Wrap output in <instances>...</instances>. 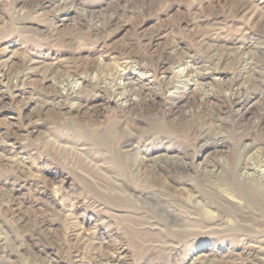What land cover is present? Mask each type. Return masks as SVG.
<instances>
[{"label":"rangeland","instance_id":"374dc122","mask_svg":"<svg viewBox=\"0 0 264 264\" xmlns=\"http://www.w3.org/2000/svg\"><path fill=\"white\" fill-rule=\"evenodd\" d=\"M263 165L264 0H0V264H264Z\"/></svg>","mask_w":264,"mask_h":264},{"label":"bare ground","instance_id":"6f19581e","mask_svg":"<svg viewBox=\"0 0 264 264\" xmlns=\"http://www.w3.org/2000/svg\"><path fill=\"white\" fill-rule=\"evenodd\" d=\"M187 67H181V68H178L177 69V74H180V73H182V71H184L185 69H186ZM81 84H82V80L80 79V78H74L73 80H71L69 83H68V85H62L61 86V89L63 90V91H66L64 94L63 93H61V92H59L57 95L58 96H60V97H63V99L64 98H66V97H68V96H71V95H75L76 93H78L80 90H81V88H82V86H81ZM61 99V98H60ZM262 160V159H261ZM258 167V166H257ZM249 167L247 166V164L246 165H244V170H243V172H242V175L244 176V177H247L248 175H250V174H248V172H247V169H248ZM253 168V167H252ZM213 170V169H212ZM211 170V171H212ZM251 170V169H250ZM259 170V169H258ZM260 172L264 175V165L262 166V168H260ZM258 176V175H257ZM247 179H249V178H247ZM241 185V184H240ZM243 187H248V186H243ZM244 191H249V190H251L250 188H246V189H243ZM249 193H251V195H253L254 193H252V191H249ZM257 196H259V194H257Z\"/></svg>","mask_w":264,"mask_h":264}]
</instances>
